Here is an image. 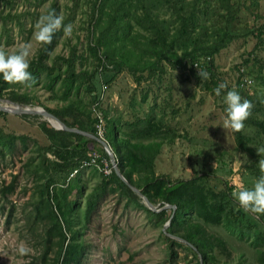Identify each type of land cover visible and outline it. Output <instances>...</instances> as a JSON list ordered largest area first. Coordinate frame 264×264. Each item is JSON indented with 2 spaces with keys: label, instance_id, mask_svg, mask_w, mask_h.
I'll return each mask as SVG.
<instances>
[{
  "label": "rangeland",
  "instance_id": "374dc122",
  "mask_svg": "<svg viewBox=\"0 0 264 264\" xmlns=\"http://www.w3.org/2000/svg\"><path fill=\"white\" fill-rule=\"evenodd\" d=\"M204 6L207 12L205 21L231 35L227 45L212 56L213 76L208 75L207 79L197 77L188 61L184 67L165 62L162 71L157 70L151 77L140 81H136L131 72L121 69L106 82L105 78L110 73L99 69L92 72L95 59L87 49L88 0L0 2V48L12 52L27 42L30 45L29 63L44 44L34 38V26L41 15L54 10L56 15L63 17L62 25L63 22L71 23L73 29L72 34L65 37L61 26L44 56L43 62L48 67H54L51 74L46 67H36L30 83L5 81L0 98L14 101L9 97L11 93H27L32 98V103L27 106L58 108L68 121L74 115L77 118L80 116L90 127L93 116L91 113L87 116V111L94 99L92 96L105 83L107 87L101 107L106 130L107 118H114L121 125L124 141L129 140L126 148L132 150L136 141L134 136L128 135L130 125L141 124L147 114L154 115L163 132L156 138L159 150L153 159L154 173L165 174L171 180L189 179L207 173L215 189L221 188L224 183L226 189L230 188L232 198L229 203L235 207L238 203L232 193L236 184L243 182L251 186L264 173L258 164L264 159V152L256 151L264 147V135L246 119L241 131L249 136L247 145L253 154L238 148L233 130L221 126L225 90L217 96L213 89L220 82L236 89L239 77L237 66L244 65L251 83L249 88L242 86L240 95L245 99L246 95L251 96L249 116L264 117V50L261 41L264 40V0H231L230 8L221 5L219 0H207ZM164 11L165 8L161 7L160 12ZM165 13L168 15V12ZM138 28L134 25V29ZM258 32L263 33L260 38L256 36ZM71 55L75 66L67 72L66 59ZM245 58L247 63L243 62ZM81 70L91 76L84 78L79 73ZM72 71L79 75L71 77ZM0 103L6 104L3 100ZM41 124L51 126L38 114L5 111L0 114V129L4 134L13 135L11 147L0 140V264H51L58 246L52 242L46 248L48 242L44 236L51 225L50 217H39L45 212L41 204L45 193L43 185L50 178L53 182L49 190L57 191L67 222L81 230L78 237L83 238L85 243L84 251L75 259L70 257L68 264H196L197 257L185 244H174L176 254H169V247L160 233L169 219L162 222V216L152 213L165 209L164 215H167L169 207L151 202L154 210L141 197V204L130 200L115 182L107 184L86 220L84 208L87 198L98 187L103 174L96 166H79V162L88 151H100L101 144L91 137L93 141H79L77 144L73 141L72 145L64 148V159H60L55 146L41 131ZM125 131H128L127 135L123 134ZM141 140L149 142V138ZM43 154L48 158V161L45 160L48 170L38 174L33 166L37 162L39 164ZM52 161L64 166L57 168L59 165ZM60 189L65 193H61ZM250 214L258 222L264 219V213ZM169 226L170 223L165 231ZM219 230L227 238L232 256L229 259L214 252L218 261L241 264L239 255L242 254L243 258L254 259L257 264L254 247L244 239L227 234L223 228ZM21 246L27 248L26 253H19ZM261 248L264 249V244ZM58 264H63L62 256Z\"/></svg>",
  "mask_w": 264,
  "mask_h": 264
},
{
  "label": "trees",
  "instance_id": "16d2710c",
  "mask_svg": "<svg viewBox=\"0 0 264 264\" xmlns=\"http://www.w3.org/2000/svg\"><path fill=\"white\" fill-rule=\"evenodd\" d=\"M90 3V21L88 23L87 49L95 59L94 71L102 70L110 74L106 76V82L113 78V74L125 69L132 73L136 81L145 77H151L155 71H162L163 64L168 62L173 66L184 67L185 62H189L192 73L197 77L199 69L208 71L213 76L212 56L219 52L231 40V35L220 27L207 23L206 8L204 4L207 0H88ZM224 7L230 8L231 0H219ZM1 3H10V0H0ZM165 8L164 13L160 8ZM168 12V15L165 13ZM202 14V16H201ZM10 16V14H8ZM66 24V22H63ZM138 25V29H134ZM60 30L53 33L51 42L44 43L37 56L29 63V71L35 75V68L46 67L51 74L54 71L53 65L47 66L43 60L47 51L53 43L54 36ZM261 32L256 35L261 37ZM262 41L264 50V40ZM210 57L207 60L205 57ZM67 72L74 69L75 59L73 55L67 57ZM198 63L195 67L193 63ZM244 63L248 60L245 58ZM243 64V63H242ZM241 64H238V69ZM80 75L89 78L91 75L81 70ZM78 72H70V76L79 75ZM77 78V77H76ZM241 74L237 79L236 90L240 93ZM5 80L0 77V97L3 96ZM249 94V93H248ZM95 96V95H94ZM92 96V98H94ZM10 99L26 105L32 103V98L27 93H11ZM250 100L251 96L246 95ZM44 108L64 123L71 127L95 133L92 120V127H88L80 116H73L68 121L64 113L58 108ZM4 111H0L2 114ZM87 111V116L90 114ZM34 116V115H31ZM248 123L255 126L258 132L264 135V117H247ZM41 131L50 139L52 145L57 149V156L64 159L66 146L77 144L79 141L91 140L90 137L71 131L56 129L47 124L39 125ZM129 136H134L132 150L126 148L128 139L124 141L121 135V125L117 124L114 118H107V130L105 138L115 153L117 166L122 171L126 180L139 188L147 196L150 202L160 206L165 203L174 204L175 210L170 218V213L165 214V209L160 212H152L155 216H162L161 221L170 218V226L167 228L168 235L162 229L161 236L166 240L169 247V254L175 255L174 244L184 245L193 255L197 257L196 264H225L214 257V252L231 259L232 253L229 249L227 238L220 232L222 229L229 235L244 239L255 250L257 264H264V219H258L241 206L230 205V188H225V183L221 188L215 189L210 184V177L207 173L195 175L189 179L171 180L165 174H155L153 170L154 156L159 150L158 138L163 132L160 129L159 120L154 115L147 114L141 124L132 123L130 125ZM128 131L123 134L127 135ZM237 147L248 154H253V150L248 147L249 136L244 134L241 129L234 131ZM149 138V142L144 143L141 139ZM0 140L6 142L9 147L13 144V135L4 134L0 129ZM74 141V142H73ZM1 142V141H0ZM79 148V147H78ZM104 157L109 159L105 150L100 147L99 151ZM77 153H80L77 150ZM86 155L84 156V158ZM41 161L33 166L35 172L47 171L48 167L45 160L48 158L43 154ZM64 166L63 163L52 161ZM73 165V164H71ZM250 170V169H249ZM42 172V173H43ZM50 178L44 183V197L41 204L45 212L39 217H50L51 225L46 231L44 240L46 248L49 243L57 244L58 250L54 254L51 264H58V259L62 256L63 264H68L70 257L77 258L85 248L84 239H80L78 234L81 230L71 227L67 222V216L62 211L61 198L57 191L49 190ZM117 183L122 192L126 193L130 200L141 204L140 196L133 191L116 173L112 170L109 176H103L98 187L94 188L87 198L84 208V216L87 220L94 209L95 201L106 190L108 183ZM77 186V185H76ZM81 188V184L78 186ZM61 193H65L60 189ZM66 198V196L64 197ZM63 201V200H62ZM75 201H70V203ZM148 209L144 204H142ZM260 220V219H259ZM219 227V228H218ZM53 237V239H52ZM184 239V241L178 238ZM55 238V239H54ZM66 238L70 240L66 241ZM66 241V243H65ZM65 248L63 249V244ZM63 250V253H62ZM240 254L241 264H255L254 259L246 260ZM238 256V257H239Z\"/></svg>",
  "mask_w": 264,
  "mask_h": 264
},
{
  "label": "clouds",
  "instance_id": "9594fccd",
  "mask_svg": "<svg viewBox=\"0 0 264 264\" xmlns=\"http://www.w3.org/2000/svg\"><path fill=\"white\" fill-rule=\"evenodd\" d=\"M63 17L56 15L53 11L41 15L35 23L34 38L38 42L49 43L53 38V33L63 27V34L68 37L72 34L71 23L62 25ZM29 48L26 42L16 51H6L0 48V77L3 80L13 83H30L34 77L29 71ZM208 71L199 69L198 76L202 79L208 78ZM223 93V103L225 105L222 118V127L239 131L244 125V121L250 115L252 103L248 99L242 98L235 87L229 88L226 82H220L214 89L215 95ZM257 152H264V147L256 149ZM259 167L264 169V159L258 161ZM235 201L244 210L253 213H264V173L255 179L251 186H246L243 182H238L232 193ZM20 254L27 252V248L21 246L18 249Z\"/></svg>",
  "mask_w": 264,
  "mask_h": 264
},
{
  "label": "water",
  "instance_id": "95a60500",
  "mask_svg": "<svg viewBox=\"0 0 264 264\" xmlns=\"http://www.w3.org/2000/svg\"><path fill=\"white\" fill-rule=\"evenodd\" d=\"M6 102V104H1L0 103V111H5V112H11V113H27V114H38L43 116V118H45L52 127L56 128V129H61V130H65V131H71V132H76V133H80L83 135H86L88 137H91L93 139H95L97 142H99L105 149H106V153L109 156V159L111 161V163L113 164V168L115 173L133 190L135 191L143 200L144 202L147 204L148 207H150L151 209L155 210L154 205H152V203L149 201V199L147 198L146 195H144L141 190L137 187H135L134 185L130 184L126 178L124 177L122 171L119 169V167L117 166V161H116V156L114 151L112 150V147L110 146L109 143H107L105 140L98 138L95 134L81 130L77 127H71L68 126L66 123H64L60 118H58L56 115H54L53 113H51L50 111L46 110L43 107L40 106H36V107H30L27 105H22L20 103L11 101L9 99H1ZM9 103V104H8ZM163 207H169L172 209V214L174 213L175 210V205L174 204H165ZM171 218V217H170ZM170 218L169 220L164 224L163 227V231H165V227L170 223ZM166 232V231H165ZM168 235L175 237L174 235L166 232ZM178 238V237H177ZM182 241H184L185 243H187L186 240L178 238ZM201 262V261H200Z\"/></svg>",
  "mask_w": 264,
  "mask_h": 264
},
{
  "label": "built area",
  "instance_id": "2783aa9c",
  "mask_svg": "<svg viewBox=\"0 0 264 264\" xmlns=\"http://www.w3.org/2000/svg\"><path fill=\"white\" fill-rule=\"evenodd\" d=\"M207 60L210 57H205ZM193 65L198 67V63L194 62ZM239 73L241 74L240 84L249 88V84L251 83V79L247 78L249 75L245 71L244 65H240ZM106 84H101V88L99 92L94 96V99L90 103V112L93 116V125L95 129V135L98 138L105 140L107 143L108 141L105 138L106 133V122H105V115L104 110L101 107V103L104 98V91L106 89ZM101 147L105 150L106 149L101 145ZM79 166H96L104 176H109L114 170L113 164L111 163L110 159L104 157L99 151L97 150H90L87 152L86 157L83 158L79 162Z\"/></svg>",
  "mask_w": 264,
  "mask_h": 264
}]
</instances>
